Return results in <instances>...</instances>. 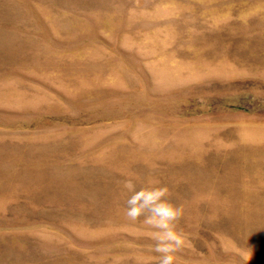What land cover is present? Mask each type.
Returning <instances> with one entry per match:
<instances>
[{"label":"rangeland","instance_id":"1","mask_svg":"<svg viewBox=\"0 0 264 264\" xmlns=\"http://www.w3.org/2000/svg\"><path fill=\"white\" fill-rule=\"evenodd\" d=\"M129 178L264 264V0H0V264H158Z\"/></svg>","mask_w":264,"mask_h":264},{"label":"clouds","instance_id":"2","mask_svg":"<svg viewBox=\"0 0 264 264\" xmlns=\"http://www.w3.org/2000/svg\"><path fill=\"white\" fill-rule=\"evenodd\" d=\"M123 187L131 195L125 201V217L135 223L140 221L151 229L150 238L155 241L151 250L157 254L158 264H176L177 253L192 247L188 236L177 229L184 217V205L173 203V191L158 181L138 190L129 178Z\"/></svg>","mask_w":264,"mask_h":264}]
</instances>
